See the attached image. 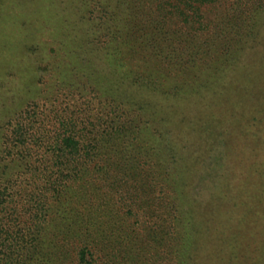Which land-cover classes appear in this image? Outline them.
<instances>
[{
	"label": "trees",
	"instance_id": "16d2710c",
	"mask_svg": "<svg viewBox=\"0 0 264 264\" xmlns=\"http://www.w3.org/2000/svg\"><path fill=\"white\" fill-rule=\"evenodd\" d=\"M258 1L55 0L56 19L48 23L56 31L51 43L75 48L69 58L77 62L63 70L61 83L85 96L87 86L95 83L114 96L100 104V126L87 116V100L81 102L87 106L82 109L84 127L75 110L54 112L50 130L44 112H36L37 118L27 109L17 114L3 132L0 179L19 166L34 177L49 178L46 196L49 191L58 195L55 189L64 179L90 175L112 179L111 186L150 193L162 182L166 196L173 193L166 198L167 209L176 224L186 222L192 198L185 178L203 164L204 149L215 147L222 117L244 87L235 66L261 33L257 25L264 0ZM60 32L67 33L65 38L59 39ZM98 59L106 67L100 68ZM261 102L259 96L255 108ZM187 141L194 146L185 151ZM235 148L238 162L240 144ZM242 166L225 176L220 195L208 204L218 200L208 262L202 258L205 244L199 243L204 228L194 234L189 227L185 234H175L179 264L196 260L197 250L196 264H264V180L256 176V164ZM37 229L40 244L42 228ZM45 239L42 244L49 248ZM37 245L25 253L31 262L47 257L46 247ZM14 253L8 248L6 260ZM78 253V264L94 256L87 248Z\"/></svg>",
	"mask_w": 264,
	"mask_h": 264
},
{
	"label": "rangeland",
	"instance_id": "374dc122",
	"mask_svg": "<svg viewBox=\"0 0 264 264\" xmlns=\"http://www.w3.org/2000/svg\"><path fill=\"white\" fill-rule=\"evenodd\" d=\"M47 1L0 0V158L5 148L2 136L9 129L10 121L22 111L27 109L31 116L36 112L47 114L50 130L56 112L62 115L75 110L84 127L82 109L85 105L81 102L87 100L91 111L86 114L93 124L97 122L100 126L97 116L102 110L101 102L105 97L114 96L108 95L103 85L95 83L87 86L89 96L80 91L72 93L61 83L63 70L77 65L69 58L75 48L66 44L60 48L62 43L56 48L51 43V36L56 32L52 26L56 5L55 0ZM259 15V40L248 46L235 66L243 76L244 87L236 92L230 110L222 117L221 129L215 133V147L211 151L204 149L207 153L203 164L185 178L189 184L188 195L192 198L186 222L176 224L174 215L166 207V198L173 193L169 191L166 196L162 182L150 193L133 190V187L129 190L118 183L111 186L112 179L90 175L83 177L84 180L64 179L55 189L60 191L58 195V191H49L46 196L48 177H34L25 169L13 166L8 175L0 179V262L78 264V252L87 248L94 256L88 257L85 264H179L175 234H185L189 227H193L194 234L196 229L204 228L203 240L199 243L205 244L202 258L208 262L207 253L211 252L212 243L209 232L215 221L214 204L218 200L208 204L220 195L225 176L228 178L235 167L244 169L242 165L254 163L260 167L256 176L264 180V12ZM50 20L52 28L48 25ZM62 32L59 39L67 35ZM97 61L100 68L106 67L104 62ZM259 96L262 102L255 108ZM106 110L109 112V108ZM238 144L241 153L237 162L235 147ZM192 146L189 141L183 143L185 151ZM96 163L94 160L92 167ZM1 164L5 168L8 163ZM40 167L48 168V165ZM261 179H257L258 182ZM193 219L197 222L195 226ZM40 227L39 244L36 238ZM44 236L49 248L42 244ZM35 245L38 248L40 245L42 250L46 247L48 258L38 256L36 262L29 261L25 253ZM8 248L15 251L10 262L6 260ZM194 258L196 260H191L190 264L199 261V250ZM261 262L264 263V251Z\"/></svg>",
	"mask_w": 264,
	"mask_h": 264
}]
</instances>
